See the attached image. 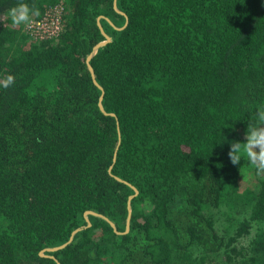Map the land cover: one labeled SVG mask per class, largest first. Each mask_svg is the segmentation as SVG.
<instances>
[{"label": "trees", "instance_id": "1", "mask_svg": "<svg viewBox=\"0 0 264 264\" xmlns=\"http://www.w3.org/2000/svg\"><path fill=\"white\" fill-rule=\"evenodd\" d=\"M18 2L0 0V77L16 78L0 88V264H59L40 251L87 209L125 231L135 190L116 175L139 189L130 229L89 214L47 251L61 264H222L254 222L264 264V174L228 156L264 107V0H117L125 26L114 0H23L32 22L60 16L43 36L11 23ZM100 14L124 26L101 18L113 40L91 59L115 115L86 61Z\"/></svg>", "mask_w": 264, "mask_h": 264}, {"label": "clouds", "instance_id": "2", "mask_svg": "<svg viewBox=\"0 0 264 264\" xmlns=\"http://www.w3.org/2000/svg\"><path fill=\"white\" fill-rule=\"evenodd\" d=\"M7 15L13 25L31 26L33 16L39 15V9L20 0L8 10ZM15 79L12 74L0 77V88H10ZM228 156L233 165H238L244 158L257 174H264V107L255 110L253 122L248 124L243 141L231 142Z\"/></svg>", "mask_w": 264, "mask_h": 264}, {"label": "water", "instance_id": "3", "mask_svg": "<svg viewBox=\"0 0 264 264\" xmlns=\"http://www.w3.org/2000/svg\"><path fill=\"white\" fill-rule=\"evenodd\" d=\"M113 5H114V8H115L116 11H118L120 13H123V14H125L127 16V14L123 10H121L119 8L118 3H117V0H114ZM101 18H106L109 21V23H111L112 25H114L117 28H123L128 23V16H127V20H126L124 26H116L114 24L113 20L109 16H107L105 14L98 15L97 16V23H98V26H99V28H100V30H101V32H102V34L104 35L105 38L103 40H100L99 42H97L93 46L92 51L87 55V58H86L87 65H88V68L90 70L92 79H93L94 83L99 88H101V90H102V93H101V95L99 97V102H98L99 103V107L101 108V110L103 112H105V113H111V114L115 115L116 114L115 112H108L105 109L104 105H103L102 100L104 98V91L105 90H104L103 85L98 81L97 76H96V72H95V68H94V66L91 63V59L94 56V54L97 52L98 48L101 47V46H104L106 43H108L109 41H112L113 40V36L105 30L104 25H103V23L101 21ZM119 140H121V130H120V127H119ZM119 143H118L117 148H116V150L114 152V161L116 160V157H117V151H118V148H119ZM112 168H113V164H111L110 167H109V171L111 173H113L112 172ZM116 177L118 179H120V180H123V181L129 183L134 188V190H135V193L130 194L129 195V199H128V216H127V220H126V230L125 231L118 230L117 225H116V222L114 220H112L108 215H106V214H104L102 212H99L97 210H94V209H87L84 212V217H85L87 223L86 224H82L81 226H78V227L74 228L72 230L71 235H70V237H69V239L67 241H65V242H63V243H61L59 245H56V246H47V247L43 248L40 251V254L41 255L53 257V258H55L58 261L59 264H61L60 261H59V259L54 254L47 253V251L48 252H52V251H55L57 249H60V248H62L64 246H66L69 242H71L74 239L75 234L79 230L84 229L85 227L91 225L92 224V221L90 219L89 214H94V215H98V216L103 217L104 219H106L107 221H109V223L113 226L114 230L117 231L118 233H120V232H126V231H128L130 229V222H131V216H132L131 199L134 197L135 194H137L139 192V189L134 184L130 183L126 179L122 178L121 176L116 175Z\"/></svg>", "mask_w": 264, "mask_h": 264}, {"label": "rangeland", "instance_id": "4", "mask_svg": "<svg viewBox=\"0 0 264 264\" xmlns=\"http://www.w3.org/2000/svg\"><path fill=\"white\" fill-rule=\"evenodd\" d=\"M251 177H252V181H254L255 177H258L261 174H257L256 170H253V168H251ZM248 184L250 185V180H247ZM226 208L224 206L219 208V218H221L222 220H225L226 222H228V218H227V213H223V211ZM232 212V211H231ZM223 213V214H222ZM233 217L229 220L230 222H235L234 224H236L239 221L244 220V217L247 215L245 212H233ZM232 229H236L235 226L231 227ZM220 231H223V229L220 227L219 228ZM260 232V230H258L257 225L255 224V222L253 223V225L250 227L249 231L239 235L237 237V239H235L234 243L237 244L238 247H245L248 251L246 253H244L242 256L240 257H234L232 261H226L223 262L222 264H257L256 262H254L252 259L255 257V254L253 251L250 250L251 248V241L256 237L257 233ZM230 234H234L233 232H231ZM263 264V263H262Z\"/></svg>", "mask_w": 264, "mask_h": 264}, {"label": "built area", "instance_id": "5", "mask_svg": "<svg viewBox=\"0 0 264 264\" xmlns=\"http://www.w3.org/2000/svg\"><path fill=\"white\" fill-rule=\"evenodd\" d=\"M59 17V15L48 12L41 20L36 21L38 27H34L36 22H32L29 27L32 28L35 33L40 34V36H43L44 33H54L61 28L62 23ZM40 29L43 31H40Z\"/></svg>", "mask_w": 264, "mask_h": 264}]
</instances>
